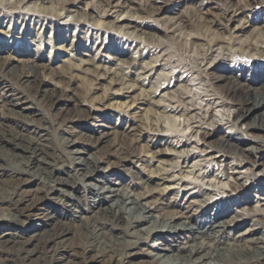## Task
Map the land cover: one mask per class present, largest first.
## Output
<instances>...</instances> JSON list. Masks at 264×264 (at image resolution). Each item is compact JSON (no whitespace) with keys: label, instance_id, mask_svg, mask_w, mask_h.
<instances>
[{"label":"bare ground","instance_id":"1","mask_svg":"<svg viewBox=\"0 0 264 264\" xmlns=\"http://www.w3.org/2000/svg\"><path fill=\"white\" fill-rule=\"evenodd\" d=\"M181 3L192 7L165 16L171 4ZM139 12L163 19L162 36L149 35L155 27ZM260 12L264 0H0V52L24 57L15 60L17 68L10 63L14 57L0 54V151L19 162L11 170L0 157V174L7 177L0 193H8L0 197V211L11 214L0 218V232L14 230L0 235V264H62L61 257L70 264H264V216L252 211L237 221L238 213L229 211L249 189L238 177L244 166L264 167ZM199 22L202 29L196 30ZM21 42L31 51L19 50ZM127 43L132 51L123 48ZM172 44L192 51L201 63L231 58L240 67H190L188 57L172 58ZM103 47L101 59L66 60L50 68L58 59L52 52ZM76 73L93 78L87 88L74 82ZM54 78L60 80L56 85ZM96 80L108 87H94ZM198 85L205 88L198 91ZM123 91L135 94L118 100ZM63 92L70 93L68 110L58 107L65 102ZM204 97L208 102L201 106L197 101ZM97 105L106 108L102 120L129 118L127 129L147 137L144 151L101 125ZM212 106L233 112L218 137L214 129L224 127L213 114L195 113ZM150 148L147 159L141 152ZM153 160L157 165L151 168ZM136 162L147 165L132 170ZM166 190L197 204V211L178 222L185 212L167 211L163 203L160 210L171 215L157 220L143 202ZM52 201L65 220L74 213L98 216L85 218L73 231L49 207ZM39 210L43 231L29 235L24 221ZM239 224L261 229H251L250 239L231 235ZM39 226L35 221L32 227ZM71 237L74 242L62 244ZM181 237L191 245L179 244L172 253ZM157 241L165 246L155 248ZM141 247L158 250L152 261L138 253Z\"/></svg>","mask_w":264,"mask_h":264},{"label":"rangeland","instance_id":"2","mask_svg":"<svg viewBox=\"0 0 264 264\" xmlns=\"http://www.w3.org/2000/svg\"><path fill=\"white\" fill-rule=\"evenodd\" d=\"M215 2H218L217 0H214ZM189 7H192L189 3H181L179 5H176V4H171V6L169 7V13L165 14V16H169V14H173V13H176L182 9H185V8H188ZM82 8H85V5H81ZM184 7V8H183ZM189 9V8H188ZM136 14H139L141 17H145L144 19L147 20V22L149 24H151V26L155 27L153 28V30H150L148 33L149 35H155V36H162L163 32H161V30H163L164 28V23H163V19H160L158 17H155L153 16L152 18H146V15L147 14H142V13H136ZM148 16V15H147ZM259 16H264V13L263 12H260ZM122 19V18H121ZM120 19V20H121ZM70 19L67 20V22H69ZM60 24L59 23H56V28L59 26ZM202 26H203V23L202 22H199L198 23V26L196 28V30H200L202 29ZM131 30V29H130ZM44 34V33H43ZM69 36L71 37L72 35L69 33ZM45 37V36H44ZM44 37H43V40H44ZM110 37V36H109ZM108 37V40H107V43L110 42V38ZM73 43L77 42L75 38H70ZM55 44H60L61 42L59 40H57L55 38L54 40ZM24 42H21L20 46L23 45ZM84 44H87V45H90L91 42H87V43H84ZM33 48V47H32ZM124 49L126 48H130V50L132 51L134 49V46H130L128 45V43L126 45H124L123 47ZM170 50L172 53V58L174 60H176L178 57H181V58H185V57H188L189 58V63L191 64L190 67H194L196 65H199V63H201V61H199V59L201 60L202 58L201 57H198L195 53H193L192 51L190 50H185V47L182 46L181 44H172L170 46ZM18 50V49H17ZM19 50H22V51H25V52H30L31 50L30 49H26L24 46H21L19 48ZM76 50V49H75ZM69 51V49L67 51H60L61 53L59 54H56L54 52H52L50 55L52 56L53 54H55V57L57 56V60L55 61H52L51 63V66L50 68L54 71L55 68L57 66H60V64L62 63V61H66V60H70L71 62L77 64L79 62V60H82V61H88L90 59V57H95L96 59L97 58H103L105 56V53H104V47L103 49H101L99 52H97L96 50L91 52V53H86L84 52L83 50L82 51ZM7 53L10 54V57H14V60L11 61V65L19 68L20 67V64L18 62H16L15 60H19V59H23L24 57L23 56H19V55H14L13 54V50H2L0 52V54L3 56V57H7ZM45 55L49 56V53L48 51H46L44 53ZM85 55V56H84ZM54 56V55H53ZM110 61H112L111 59H109ZM197 60V61H196ZM196 63V64H195ZM206 63V65H205ZM215 64L217 65H220V66H224V67H228V66H231V65H234V66H238L240 67V65L237 63L236 60H232L231 58H219V59H212L211 61H209L208 59L201 63V67L205 65V68L203 67V69H210L211 67H213ZM87 65L86 64H82L81 67H86ZM130 74L132 75L134 73V71H129ZM249 73L248 71L245 72V74ZM135 74V73H134ZM93 80V78L90 76V75H84L82 73H76V76L75 78L73 79L74 82L77 84V85H80V86H85L84 88H87L88 87V84L90 82V80ZM243 80V78H241ZM54 82H52L53 85H56L57 82H60L59 79L57 78H54ZM93 84H95L94 87H97L98 89H105L108 87L107 83L104 82L103 80H96L94 82H92ZM197 90L199 91V89H204L205 87L204 86H197L196 87ZM55 89L57 91H60V88H56ZM131 91V90H130ZM129 91V92H130ZM82 92H84L82 90ZM80 92L79 96L77 95V97H83V93ZM132 92V91H131ZM1 94H4V92L2 91V89L0 88V97H1ZM64 95H66V97H63V99L65 100V102L62 104V105H59L58 107H61V108H64V109H70L72 106L68 100L70 93H67V92H63ZM135 93H132V94H126L125 91L122 92V96L123 97H119L118 100H121V101H124V97H126V95H131L133 96ZM203 95V94H202ZM201 95V96H202ZM191 97V95H190ZM203 101H200L198 100L197 102L201 104V106H204L206 104L207 101V98H203L202 99ZM213 100L210 101V103L212 104ZM28 105V104H27ZM98 106V115L99 117V120H100V124L103 125L104 127H109V128H114V131L117 133V138H119V141H127V139H133L135 140V143L134 145H136L138 147V149H141L140 146H143L145 143H146V139L147 137L145 136H139L137 133L135 132H131L129 131V129H127V125L126 123H131V120L128 118V119H124V118H120V119H116V116L115 115H111L110 117L107 118V120H102V115L101 114H104L106 112V108H102L100 105H97ZM214 107V108H213ZM60 108H58L59 110ZM207 111V116L210 117L212 114H213V119L215 118V121H219V123H221V125L224 127L222 129H214L215 133H214V136L215 137H218L220 136L221 134L224 133V131L226 130L225 127H227V123L230 121L231 117H232V110H227V109H222L221 107L220 108H215V106H212L211 108H204L203 111L201 112H198L197 110L195 111V113H198V114H201L202 115V112H206ZM131 114L133 113V111H129ZM135 116H132L134 117L135 119H138L139 116H140V112L135 111ZM1 116V115H0ZM206 118V119H209V118ZM126 122V123H125ZM194 126V125H193ZM203 128L206 129L207 125H202ZM106 129V128H104ZM227 131V130H226ZM111 138V136H110ZM198 139V137L196 138ZM6 150H9L7 147H5ZM150 150V153H144V152H141L143 155H145V158L147 159H151V152H153V149H149ZM140 151V150H139ZM141 151H144L143 149H141ZM12 152V151H11ZM0 157H3L7 163V166H8V169H11V170H14L15 168H19V162L16 161V160H13L11 157L9 156H4L2 151H0ZM147 165V163H141V162H136L134 163V165L132 166L131 165V169L132 170H140V169H143V167H145ZM157 163H155V160H153V162L149 165V167L153 168L154 166H156ZM128 167V166H127ZM14 168V169H12ZM248 168L249 170L248 171H245V169ZM148 168H145V171L147 170ZM252 173L255 174V179L252 177ZM264 174V167L263 166H258L256 168H253L251 169V167H248V166H244V169L241 171V174L238 176L239 179L241 180V182L246 186L248 187L249 189L247 190L246 192V195H241L240 197L242 199H235V202H233V204H235L234 206L230 207L229 208V211L230 213L236 211L238 213L237 215V218L239 215H241L242 213H245V214H249L251 215V212L252 211H257V214L259 215V217H262L264 216V183L262 182L264 177H261L262 175ZM7 177L6 176H3L0 174V185H4L7 183L6 181ZM129 185H134L132 182L129 183ZM134 187V186H133ZM135 188V187H134ZM161 188V187H159ZM133 189V188H131ZM130 191V189L128 190ZM172 191L171 190H166L161 197H157V198H154V199H148L146 201H144V205L145 207L149 208L152 212V215H154L157 220H159L161 217H163L164 219L168 218L171 214H166V212H164L165 210H160L161 208L164 207V205H162L163 203H168L169 206L168 208H166V210H180V211H183L185 212V215L182 216L181 219H179L178 222H185L186 221V215H190V213H193L195 211H197V204H192L190 203V200H185V199H181V196H177V194L173 195L171 193ZM130 194H133V192H130ZM182 195V194H180ZM8 196V193H0V197L1 198H6ZM245 197V200L243 199ZM158 200V201H156ZM234 200V199H233ZM161 203V204H160ZM232 205V203H231ZM163 206V207H162ZM49 207L51 208H54L55 209V214L62 218L63 216V220H65L64 218V215H63V210L60 209L59 207H56L55 203L52 201V202H49ZM73 210H77L76 208L72 207ZM167 210V211H168ZM243 210V211H242ZM41 210H39L36 214V216H32L30 217L29 219H26L24 222V228L26 229H29L28 233L29 235H41L40 233H42L43 231V226H41L42 224V215H41ZM215 211H210V213H213ZM240 212V214H239ZM10 213L8 211H0V218L1 219H4V220H9L11 217L9 215ZM245 214H243V216H245ZM76 217H69L68 219H66V223L67 225L71 228V230H76V228L79 226L80 223L86 221L85 218H89V217H96L98 215H94L93 213H86V214H81L79 218H77V216H79V214H75ZM232 215V214H231ZM242 216V215H241ZM81 218V219H80ZM242 218H238L237 221H241ZM35 221L39 222V228L38 230H35L32 226H33V223H35ZM144 227V226H143ZM142 227V228H143ZM261 229V226H258V227H251L250 224H239L237 225V228L231 232L230 234L233 235V236H244L246 239H250L251 236H249V233H251V229ZM12 234L14 233V230H8V228L6 229H3L1 232H0V235L1 234ZM75 241V237H71V238H68L66 240H64L62 242L63 245H66V244H69V243H72ZM173 248H171L172 250V253H176L174 250V248L181 244L182 246L184 247H188L189 245H191V243H189L185 238L181 237L179 239H176V242H173ZM250 247H251V244H248ZM165 246V243L164 242H160V241H157L154 243V247L157 248V249H161ZM151 248V247H141L140 248V251L138 252L140 255H142V257L146 260V261H152L153 260V255L158 251L156 250L155 248ZM60 258V257H58ZM228 258H226L227 260ZM60 263L62 264H70V261L67 259V258H64V257H61L60 258ZM210 263H214L213 261H210Z\"/></svg>","mask_w":264,"mask_h":264}]
</instances>
